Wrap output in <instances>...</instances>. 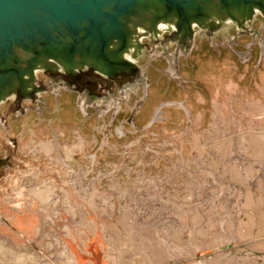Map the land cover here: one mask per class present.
<instances>
[{
  "label": "rangeland",
  "instance_id": "obj_1",
  "mask_svg": "<svg viewBox=\"0 0 264 264\" xmlns=\"http://www.w3.org/2000/svg\"><path fill=\"white\" fill-rule=\"evenodd\" d=\"M165 27L136 53L152 81L140 129L122 122L139 94L113 124L109 112L79 127L73 105L75 121L12 132L0 264H264L260 37L227 21L182 45Z\"/></svg>",
  "mask_w": 264,
  "mask_h": 264
},
{
  "label": "water",
  "instance_id": "obj_2",
  "mask_svg": "<svg viewBox=\"0 0 264 264\" xmlns=\"http://www.w3.org/2000/svg\"><path fill=\"white\" fill-rule=\"evenodd\" d=\"M257 13L264 0H0V102L37 91L38 70L129 72L165 25L182 42L227 21L248 33Z\"/></svg>",
  "mask_w": 264,
  "mask_h": 264
},
{
  "label": "flooded vegetation",
  "instance_id": "obj_3",
  "mask_svg": "<svg viewBox=\"0 0 264 264\" xmlns=\"http://www.w3.org/2000/svg\"><path fill=\"white\" fill-rule=\"evenodd\" d=\"M262 17L264 18V15ZM252 23L253 31L250 30L248 33L249 35L260 37L258 45L260 49L264 50V24L260 26V29H257L252 26ZM173 32H175V29L170 26H166L163 29L165 36H171ZM261 37L263 38L261 39ZM149 39L148 36L141 39L143 45L140 52L145 50L152 51L154 46H159L161 43V41L153 38L151 40L153 44L150 45ZM186 42L187 39L181 43L186 45ZM254 44L252 43L251 46ZM263 55L264 52L262 53ZM138 56H140V53ZM135 62L138 66L131 71L115 73L109 76L101 74L92 67L79 68L76 71H65L62 69L38 70L34 81L37 91L29 88L26 93L27 96L15 94L1 101L0 187L6 185L8 175L14 171L15 166L19 162V148L17 141L12 136V132L16 131L17 126H20V130L27 129L28 122L32 123L33 118L37 120L36 122L43 125L44 117L47 118L48 115H52L51 118L46 120L47 126H50L51 121H53L51 127H53L55 122H58L59 117L57 116L61 114L67 117L71 116L75 121L77 113L75 114L71 111V107L74 105L83 117V119H79V122L83 121L84 124L79 127L83 125L85 127V123L90 124L93 114L98 121H101L104 120L109 112H112L110 124H113L117 116L125 111L124 108H127L123 107L126 106L124 102L130 101L131 95L137 96L140 94L142 97L141 104L134 103L133 108L122 118L123 124L134 125L135 129H140L141 126L136 122V116L140 113V107L148 99V90L152 81L149 80L145 68L140 65L139 61L135 59ZM155 120L152 119L149 125H152ZM62 121L66 122V120ZM78 131L80 132V130ZM116 134L123 136L126 132L120 130V133L117 132Z\"/></svg>",
  "mask_w": 264,
  "mask_h": 264
}]
</instances>
